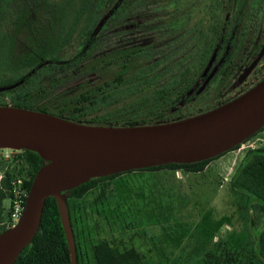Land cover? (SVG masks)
I'll use <instances>...</instances> for the list:
<instances>
[{
  "label": "trees",
  "instance_id": "obj_1",
  "mask_svg": "<svg viewBox=\"0 0 264 264\" xmlns=\"http://www.w3.org/2000/svg\"><path fill=\"white\" fill-rule=\"evenodd\" d=\"M153 1L164 7L172 6L177 0ZM225 1L227 3L223 4V10L231 7L232 0ZM106 7L111 9L108 18L113 19L109 25L110 31L118 38L110 47L99 45V35L103 29H108V18L101 28L92 31ZM163 19L168 20L165 13ZM223 21L221 19V24ZM143 25V29L151 28L148 22ZM217 33L218 28L213 29L208 37L207 58L194 79L182 75V80L174 82L170 91L155 89L150 93L142 92L138 99V86L146 80L138 81V68L141 65L138 52L144 47L143 43H138V0L0 1V105L26 107L75 121L111 125L156 123L196 114L241 93L264 75L263 72L255 76L235 94L223 95L220 91L213 99L205 100L210 101L205 107L197 104L192 109L184 110L185 103L200 93L218 72L223 75L218 85L231 86L235 81L231 78L229 82H224L227 69L236 63L227 61L195 93L214 65L201 74L212 50L215 49L216 53ZM149 83L150 79L144 85ZM14 84L18 85V89L8 102L4 101L3 88ZM116 87L125 88L124 93H115ZM190 87L192 91L186 95ZM223 152L190 162H167L134 169L168 167L199 171L207 161ZM20 154L25 165L4 169L0 174V215L1 201L8 195L9 177L25 169L27 179L24 184L28 188L33 174L45 162L30 149L22 148ZM120 172L90 177L64 190L70 225V199L81 196L98 180ZM228 185L232 191L245 195L248 243L253 256L264 264V146L244 151L231 170ZM4 228L2 226L1 230ZM238 252L234 249L230 252L209 251L202 264H238ZM92 253L96 264H143L133 247L118 250L103 238L93 244ZM75 257L78 264L76 247ZM10 264H70L53 196L45 197L36 231Z\"/></svg>",
  "mask_w": 264,
  "mask_h": 264
},
{
  "label": "rangeland",
  "instance_id": "obj_2",
  "mask_svg": "<svg viewBox=\"0 0 264 264\" xmlns=\"http://www.w3.org/2000/svg\"><path fill=\"white\" fill-rule=\"evenodd\" d=\"M226 3L177 0L162 7L153 0H138V43L144 46L138 52V81L146 78L138 86V99L142 92L170 91L182 75L195 78L207 58L208 37L221 24ZM110 12L109 7L104 8L92 30L101 28ZM164 13L168 20L163 19ZM112 21L108 18V29L99 35V45L110 47L118 40L110 31ZM144 22L151 28L143 29ZM234 67L224 82L230 81ZM222 77L220 72L213 76L185 103L184 110L197 104L205 107L210 102L206 99L225 91L227 85H218ZM149 79L151 83L144 85ZM17 89V84L3 88V100L8 102ZM124 91L119 87L114 90L117 94ZM255 134L207 161L200 173L168 167L126 170L98 180L81 196L71 198L69 211L78 264H96L92 246L102 238L118 250L133 247L143 264H202L209 251L231 249L239 251L238 264H262L248 243L245 195L228 187L232 168ZM20 153L21 149L0 146V174L13 166L23 167ZM7 201L6 197L1 201L0 230L5 224Z\"/></svg>",
  "mask_w": 264,
  "mask_h": 264
},
{
  "label": "water",
  "instance_id": "obj_3",
  "mask_svg": "<svg viewBox=\"0 0 264 264\" xmlns=\"http://www.w3.org/2000/svg\"><path fill=\"white\" fill-rule=\"evenodd\" d=\"M95 32V28L92 30ZM237 76L240 82L262 51ZM212 50L201 74L210 67ZM214 64L195 89L198 93ZM192 91L190 87L186 95ZM264 124V75L241 93L202 112L156 123L94 124L36 109L0 105V146L30 149L43 159L33 174L16 222L0 230V264H10L37 229L44 199L55 198L69 263L77 264L64 190L94 176L167 162L211 157Z\"/></svg>",
  "mask_w": 264,
  "mask_h": 264
},
{
  "label": "flooded vegetation",
  "instance_id": "obj_4",
  "mask_svg": "<svg viewBox=\"0 0 264 264\" xmlns=\"http://www.w3.org/2000/svg\"><path fill=\"white\" fill-rule=\"evenodd\" d=\"M222 19L224 21L218 26L215 42L218 47L210 67L216 64L215 70H218L222 63L235 61V67L233 66L231 70L233 81L255 58L264 43V0H256L255 4L254 0H232L231 7L224 10ZM260 61L261 66H259ZM227 70L229 71L230 68ZM263 72L264 50L244 78L233 86H227L222 92L223 95L235 94L242 86ZM263 127L264 124L257 130Z\"/></svg>",
  "mask_w": 264,
  "mask_h": 264
},
{
  "label": "built area",
  "instance_id": "obj_5",
  "mask_svg": "<svg viewBox=\"0 0 264 264\" xmlns=\"http://www.w3.org/2000/svg\"><path fill=\"white\" fill-rule=\"evenodd\" d=\"M253 140L248 144V148L257 147V146H264V129L261 128L257 130ZM254 134V133H253ZM252 135V134H251ZM246 139V138H245ZM244 141V140H243ZM242 142V141H241ZM239 142V143H241ZM259 143L260 145H255L253 143ZM25 164L23 163V166ZM25 173V169L19 173H15L8 179V195H7V207H6V215L4 219V226L9 227L13 225L17 218L20 216L23 206H24V199L27 193V189L25 187L24 181L27 179Z\"/></svg>",
  "mask_w": 264,
  "mask_h": 264
},
{
  "label": "crops",
  "instance_id": "obj_6",
  "mask_svg": "<svg viewBox=\"0 0 264 264\" xmlns=\"http://www.w3.org/2000/svg\"><path fill=\"white\" fill-rule=\"evenodd\" d=\"M202 171H205V169L203 168L202 170H199V171H197L198 173H200V172H202ZM206 181V183H208L209 182V179H207V180H205ZM228 187H229V185H228ZM229 190L231 191V192H234V191H232L231 189H230V187H229Z\"/></svg>",
  "mask_w": 264,
  "mask_h": 264
}]
</instances>
